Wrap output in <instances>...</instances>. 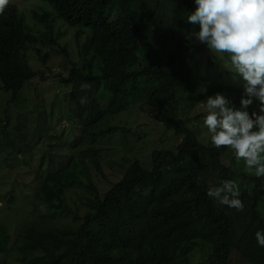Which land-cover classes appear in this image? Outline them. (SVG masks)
<instances>
[{
  "label": "trees",
  "instance_id": "16d2710c",
  "mask_svg": "<svg viewBox=\"0 0 264 264\" xmlns=\"http://www.w3.org/2000/svg\"><path fill=\"white\" fill-rule=\"evenodd\" d=\"M41 1L48 3L51 10H31L30 18L42 28L39 35L32 33L17 7L8 4L0 15V44L12 42L25 53L33 49L44 62L46 54L42 55L41 47L48 42L66 56L65 46L58 43L64 32L55 28V23L61 22L68 28H77L74 42L82 64L70 61L66 66L68 76H58L71 87L64 95V117L70 123L69 129L43 133L45 113L37 126L48 142L35 163H31L30 151L12 152L8 158L13 159L11 167L13 161L24 163L37 187L30 193L31 204L18 201L27 205L20 211L26 216L23 223L13 224L10 220V231L6 223L0 222V255L14 245L19 261L27 264H189L192 251L208 244L207 264H224L233 250L249 264H264V247L255 238L257 231L264 232V217L257 211L264 196V177L245 173L246 168L237 170L235 157H225L224 147L199 143L196 130H187L182 120L164 114L170 103H176V86L187 88L184 75L178 72L176 76L172 71L171 55L195 53L198 49L191 34L198 32L199 26L187 22V15L196 8L194 0H170L173 40L163 53L170 61L146 66L138 52L143 28L151 18L144 19L137 9L140 0ZM161 2L155 0L154 9L161 7ZM206 51L213 53L208 48ZM200 64L197 59L195 66ZM41 74L30 68L26 54L0 59V88L11 92L12 100ZM84 83L90 90L81 89ZM82 97H87L83 105ZM136 104L172 125L181 137L173 150L151 151L146 164L133 159L123 177L100 196L89 174L91 169L101 173V152L118 149L130 137L135 143L143 137L138 124L129 129L126 122L124 126L101 124ZM4 112L0 132L14 141L7 131V109ZM47 114L51 118L52 110ZM102 141H108L106 146H98ZM115 141L116 145L112 144ZM61 146L70 151L57 160L55 152ZM80 147L83 148L77 149ZM3 149H7L5 144L0 146ZM207 173L213 185L239 179L242 186L243 178L254 181L240 190L243 211L221 205L207 195ZM26 178L29 176L24 172L13 185L0 184L2 200L8 196L9 203L17 185L26 197V191L32 189ZM71 188L85 190V195L79 196L86 209L82 216L77 207L68 203L66 194ZM11 210L5 208L4 212Z\"/></svg>",
  "mask_w": 264,
  "mask_h": 264
},
{
  "label": "rangeland",
  "instance_id": "374dc122",
  "mask_svg": "<svg viewBox=\"0 0 264 264\" xmlns=\"http://www.w3.org/2000/svg\"><path fill=\"white\" fill-rule=\"evenodd\" d=\"M161 7L154 9L156 5L155 0H140L137 3V9L140 11L144 19L151 18V21L147 23L146 27L143 28L142 35L140 37L141 47L138 52L140 60L146 66V64H162L167 63L170 60L168 55L163 56V53L171 47L173 34L171 33V8L170 0H161ZM15 5L19 12L24 16L26 24L31 29L32 33L39 35L38 30L42 29L37 22L30 18L31 10L44 9L50 11L51 7L48 3L41 0H10V3ZM154 9V10H153ZM161 20V21H160ZM61 28L64 32L59 39L58 43L61 46H65L67 50L66 56L61 51H57L56 45H50L48 42L41 47L42 55L46 54L45 61L41 62L38 58L40 56L35 55V50H28L26 53L21 49H17L14 43L4 42L0 44V59L10 58L12 56L21 57L26 54L28 57V64L34 71H40L42 74L35 79H32L27 85H25L21 92L16 94V99L12 100V93L3 91L0 88V121H2L8 111L9 124L7 131L11 133V138L15 141H10L0 132V146L5 144L7 149L0 150V184L7 182L13 185L16 178L24 176V172L28 174L29 178H26L29 191H26L24 197L20 193V186L14 188V198L8 203V196L2 200V193L0 195V222L6 223L7 229L10 231L9 224L23 223L25 215H21L20 211L26 207L20 201L31 204L33 189L36 186V180L34 176L29 175L28 168L24 163H14L11 167L10 162L13 160L8 159L12 152L16 154L20 151H30L31 163H35L39 155L45 150L48 142V137L40 135V129L37 126L40 118L46 113L45 123L46 131L43 133L52 134V132H60L62 129L68 130L70 123L65 121V102L64 95L69 94L71 87L64 85L58 77L59 75L63 78L68 76V70L66 66L70 61L82 64V59L78 55L79 47L74 42V32L77 28H68L64 23H55V28ZM84 39V38H83ZM82 40V39H81ZM194 45L198 48L195 53H179L176 52L171 55V68L174 74L177 76L178 72L184 75V82H186V89H182L181 86H176V103H170L165 110L166 116L175 120H182L187 130H196V137L199 143L204 145L213 146L210 142V138L207 134V129L203 124L205 113L199 108V102L206 101L210 96H215L217 93L224 95L229 101L230 106L239 109L240 99L244 93L245 82L239 76H235L230 69L229 59L226 53L218 54L212 53L209 55L206 51L207 46L193 39ZM169 47V48H168ZM52 50L59 52L54 53ZM25 53V54H24ZM212 56V57H211ZM209 58V63L206 58ZM197 59L201 60L199 67L195 66ZM182 66H186L181 69ZM42 101V103H39ZM37 102L39 103L37 106ZM35 106H37L35 108ZM55 110L53 111V107ZM34 107V108H33ZM49 110H52L53 116L50 117ZM44 111V112H42ZM131 111V112H130ZM249 115L253 111L259 112V104L254 101L251 106L247 109ZM151 111L145 106L140 108L139 104L134 105L131 109L125 113H121L112 119H106L101 127L107 125L124 126L127 123L126 128H134L137 124L140 126L138 130L142 135V139L134 142V138H129V142L125 145L118 147V149L102 151L101 152V173L95 172L91 169L89 178L91 182L97 186L98 193L102 196L113 183L118 182L124 174V169L128 166L133 159L140 163H147L150 156V152L153 150L160 149H171L173 150L175 145L178 143L181 135H178L174 130L173 126L163 122L159 117L151 115ZM58 116L60 117L58 119ZM14 127H16L14 129ZM20 128V131L17 129ZM53 128V129H50ZM66 132V131H65ZM137 132V131H136ZM174 133V134H173ZM15 134H19L16 137ZM108 141H102L98 146H106ZM116 142L112 144L116 145ZM83 148V147H82ZM77 148L79 150L82 149ZM86 148V147H84ZM67 148L63 146L59 147L55 152L57 160L62 159L64 152H69ZM130 153V157L128 154ZM225 157L234 154L231 150L225 148ZM14 155V154H13ZM12 155V156H13ZM19 155V154H18ZM11 156V157H12ZM20 158V155L18 156ZM235 157V156H234ZM7 158V161L5 160ZM59 158V159H58ZM235 166L237 170L244 171L245 164L243 160L239 162L235 159ZM246 171L245 173H247ZM84 176V175H83ZM6 177V178H5ZM207 180L210 181V186H213L212 179L209 173L205 174ZM264 177V176H263ZM85 176L82 177L83 182ZM15 179V180H14ZM30 180V181H29ZM264 178L261 180L263 181ZM240 186V190L249 186L254 181L243 178L240 185V180L236 181ZM85 190L78 188H71L67 194V200L70 206L77 207L80 216L85 212V206L82 204L79 196L85 195ZM13 201L16 204H13ZM217 202V201H216ZM28 204V205H29ZM5 208H12L9 212H4ZM257 211L264 217V196L262 202L257 206ZM18 214V215H17ZM12 220V223L10 222ZM14 246V245H13ZM10 247V251L4 255H0V264H27L19 261V255ZM210 246L208 244H202V249L195 248L189 256V264H203L206 263V254L209 251ZM210 252V251H209ZM224 264H249L236 251H230L229 257Z\"/></svg>",
  "mask_w": 264,
  "mask_h": 264
},
{
  "label": "clouds",
  "instance_id": "9594fccd",
  "mask_svg": "<svg viewBox=\"0 0 264 264\" xmlns=\"http://www.w3.org/2000/svg\"><path fill=\"white\" fill-rule=\"evenodd\" d=\"M196 8L187 22L198 25L196 40L214 53H226L231 72L245 82L240 107L230 106L222 94L199 102L203 124L211 144L227 148L256 177L264 176V0H194ZM10 0H0V15ZM82 90H90L87 83ZM256 101L259 112L251 116L247 109ZM80 103H87L82 97ZM254 117V118H253ZM207 195L221 205L243 211L240 186L235 180H223L208 188ZM255 238L264 247V232Z\"/></svg>",
  "mask_w": 264,
  "mask_h": 264
}]
</instances>
